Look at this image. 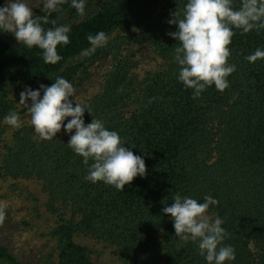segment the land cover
Wrapping results in <instances>:
<instances>
[{
    "label": "trees",
    "instance_id": "trees-1",
    "mask_svg": "<svg viewBox=\"0 0 264 264\" xmlns=\"http://www.w3.org/2000/svg\"><path fill=\"white\" fill-rule=\"evenodd\" d=\"M157 1L85 0L86 8H97L69 25L70 43L58 45L62 59L55 65L45 64L37 47L12 46L0 31V122L9 109V85L29 83L44 74L69 80L79 65L67 61L92 47L90 34L108 35L130 26L150 42L167 66L146 81L135 98L136 110L128 116L119 112L129 98L121 70L110 74L89 106L93 119L116 131L124 146L142 157L146 176H137L123 191L94 184L84 179L89 166L68 147L69 139L38 142L24 135L6 148L0 175L41 180L51 200L49 208L57 213L68 210L76 218L53 231L57 264H92L85 248L72 242L74 234L102 239L135 264H158L161 259L164 264H207L198 244L182 243L173 221L162 212L177 192L199 203L205 195L219 201L208 212L224 220L222 227L230 234L223 244L234 248L235 260L226 264H264V59H245L257 48L264 50V30L241 35L234 29L228 63L236 70L227 78L229 87L221 93L213 85L193 99V90L178 79V42L168 35L177 30L168 21L176 10L182 18L187 0H171L152 15ZM233 6L238 9L240 0H233ZM60 7L49 16L47 28L65 23L64 12L74 9L71 0ZM50 82L40 80L45 86ZM0 258L19 264L3 246Z\"/></svg>",
    "mask_w": 264,
    "mask_h": 264
},
{
    "label": "clouds",
    "instance_id": "clouds-1",
    "mask_svg": "<svg viewBox=\"0 0 264 264\" xmlns=\"http://www.w3.org/2000/svg\"><path fill=\"white\" fill-rule=\"evenodd\" d=\"M67 0H43L44 16H34L33 10L23 0H9L0 7V31L12 33L18 42L28 49L37 47L42 51L45 64L55 65L62 57L57 52L58 45L70 43V26L59 25L45 29L53 12H60ZM77 14L85 15V0H71ZM173 13L169 24L177 25L175 32H169L178 42L174 49V62L179 65L178 79L185 88L192 89V98L199 99L207 88L215 86L219 92L229 87L228 77L236 66L229 64V45L239 30L241 35L250 31L264 30V0H240L239 8H234L233 0H187L183 9ZM56 25V20H51ZM134 31L136 29H133ZM92 45L84 54L91 55L97 47H103L108 37L103 31L87 37ZM249 63L264 59V50L257 48L245 57ZM41 90L43 96L41 98ZM122 90V89H121ZM75 88L63 77H57L51 86L39 85V90L26 87L20 92L19 103L27 108L34 132L45 141L56 137L63 127L69 133L68 147L83 158L88 165L84 177L92 183L103 182L123 191L125 185L140 176H146V165L141 156L135 155L127 147L120 135L108 130L104 122L92 119L85 125V110L90 109L75 102ZM31 101L30 106L26 103ZM75 102V106H73ZM71 118L65 124L67 118ZM5 122L13 127L21 126V119L15 111L5 117ZM91 161V164L89 162ZM204 202L184 196L179 192L173 196L171 206L162 212L173 221L175 236L182 243L198 244L199 254L207 264H226L235 260V250L223 241L229 233L222 227L224 220L218 216L213 220L207 214L210 205L219 201L205 195ZM6 219V205L0 204V224Z\"/></svg>",
    "mask_w": 264,
    "mask_h": 264
},
{
    "label": "rangeland",
    "instance_id": "rangeland-1",
    "mask_svg": "<svg viewBox=\"0 0 264 264\" xmlns=\"http://www.w3.org/2000/svg\"><path fill=\"white\" fill-rule=\"evenodd\" d=\"M8 2L9 0H0V7ZM23 2L32 8L34 16L44 12L43 0H23ZM170 2L171 0H158L153 7L152 15L157 14ZM96 8L93 5L85 7L83 17L79 16L75 9L63 11L62 21L65 23L60 25L69 26L76 23L94 12ZM42 26L48 29V23ZM2 32L12 46H23L18 44L12 33ZM106 36L107 43L103 47H97L91 55H85L86 50L67 61V65H79L75 75L68 80L75 88L73 100L89 109L93 98L101 93L110 74L121 70L129 90V98L119 112L123 116H128L136 110L135 98L146 85V81L153 74L164 70L167 62L157 54L150 42L130 26L114 29ZM42 78L51 80L48 86L55 81L53 75L44 74L29 83L15 82L6 89L5 104L9 107L7 115L12 111L18 113L21 126L18 129L9 126L5 122L7 115L1 120L0 164L6 148L15 144L17 136L24 135L33 141H42L34 132L27 108L19 103L20 92L26 87L39 90ZM42 96L41 90V98ZM26 103L30 106L31 101L27 100ZM70 119V117L67 118L65 124ZM83 119L87 125L93 116L85 110ZM70 135L65 133L62 127L56 137L70 139ZM48 198L43 182L39 179L0 175V204L6 205V219L3 224H0V246L5 247L19 264H57V239L53 231L65 221L71 219L76 221L68 210L57 213L54 207L50 209L51 200ZM207 214L214 220L210 212ZM71 240L85 248L86 256L92 264H135L124 259L116 248L102 239L87 234H74ZM0 264L7 263L0 258ZM158 264H164V259H161Z\"/></svg>",
    "mask_w": 264,
    "mask_h": 264
}]
</instances>
